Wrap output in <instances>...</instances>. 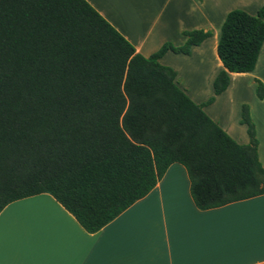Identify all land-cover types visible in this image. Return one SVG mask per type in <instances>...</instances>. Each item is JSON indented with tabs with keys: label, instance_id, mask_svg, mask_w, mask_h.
Masks as SVG:
<instances>
[{
	"label": "trees",
	"instance_id": "trees-1",
	"mask_svg": "<svg viewBox=\"0 0 264 264\" xmlns=\"http://www.w3.org/2000/svg\"><path fill=\"white\" fill-rule=\"evenodd\" d=\"M213 33L184 30V44L166 41L146 56L88 0H0V212L48 192L96 232L175 162L188 170L200 209L264 194L248 105L240 118L247 143L205 110L228 88L231 72L255 69L264 3L256 14L227 13L215 95L197 103L160 59L170 50L191 54ZM255 81L263 99L264 83Z\"/></svg>",
	"mask_w": 264,
	"mask_h": 264
},
{
	"label": "crops",
	"instance_id": "crops-1",
	"mask_svg": "<svg viewBox=\"0 0 264 264\" xmlns=\"http://www.w3.org/2000/svg\"><path fill=\"white\" fill-rule=\"evenodd\" d=\"M88 1L146 56L166 41L184 44V30L213 29V35L194 46L191 54L170 50L160 59L177 71L179 86L197 103L214 94V79L224 67L217 45L227 13L240 8L256 14L264 3ZM262 57L264 43L255 69L231 72L228 88L205 107L240 143L250 137L247 125L240 122L245 99L239 94L248 87L247 79L251 87L255 78L264 82ZM228 96L230 104L216 109ZM260 100L250 112L264 165V98ZM0 264H264V194L200 209L186 167L175 162L146 196L96 232L87 231L52 194L31 195L10 202L0 212Z\"/></svg>",
	"mask_w": 264,
	"mask_h": 264
},
{
	"label": "rangeland",
	"instance_id": "rangeland-1",
	"mask_svg": "<svg viewBox=\"0 0 264 264\" xmlns=\"http://www.w3.org/2000/svg\"><path fill=\"white\" fill-rule=\"evenodd\" d=\"M212 59H214L213 57H211ZM262 59L264 60V57H262ZM261 61V65H260V68H261V70H264V61ZM212 65H213V61H212ZM249 82V83H248ZM255 82V83H254ZM254 84H255V86L254 87H251V86H249V85H252L251 84V82L247 79V83H245V85H247L248 87H246V89H245V91L244 92H242V95L241 94H239L240 95V97H239V99L240 98H242L243 97V99H245V101H243V104H247L248 105V107L250 108V106H253V107H255L256 105H258V107H259V105H260V102H261V98L258 96V84H257V82L254 80ZM264 83V82H263ZM232 90H233V88H232ZM211 94H212V92H211ZM237 94V93H236ZM213 95H215V93L214 94H212V96ZM230 97L228 96L227 98H224L222 101H221V103H218L217 105H215V108L216 109H218L219 107H223V106H225V105H228L227 103H229V99ZM233 101V100H232ZM231 101V102H232ZM230 104V103H229ZM243 104H242V107H243ZM250 115H251V112H250ZM241 117H242V110H241ZM251 118H252V116H251ZM252 120H253V118H252ZM254 121V120H253ZM255 123V122H254ZM263 162H264V156H263V160H262ZM187 170V169H186ZM187 172H188V170H187ZM188 175H189V173H188Z\"/></svg>",
	"mask_w": 264,
	"mask_h": 264
}]
</instances>
